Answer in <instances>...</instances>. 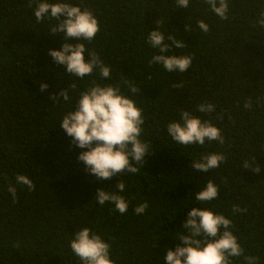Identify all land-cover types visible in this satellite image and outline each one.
<instances>
[{"label": "trees", "instance_id": "obj_1", "mask_svg": "<svg viewBox=\"0 0 264 264\" xmlns=\"http://www.w3.org/2000/svg\"><path fill=\"white\" fill-rule=\"evenodd\" d=\"M68 2L90 9L98 19L95 38L79 42L100 55L110 78L68 74L49 55L65 42L63 33L50 31L57 21L37 22L35 4L29 7L28 0H0V264H81L69 242L84 227L110 243L115 264H165L167 250L181 243L192 207L230 219L244 256L264 264V27L257 23L264 0H229L223 20L203 0H190L188 8H178L176 0ZM198 20L209 25V32L198 29ZM158 29L185 42L165 54L191 56L187 71L168 72L149 63L158 50L147 43L148 32ZM93 80L119 86L142 110L140 139L150 154L143 167L136 165V174L96 180L78 160L86 149L73 144L61 127L64 114L75 109L80 92ZM125 81L139 86L136 95ZM63 89L67 100L59 95ZM245 102L251 107L246 109ZM204 103L215 105V111L198 112ZM181 110L211 120L224 143L173 141L167 125L179 120ZM212 152L226 158L218 168L198 172L190 166ZM244 162L260 171L244 168ZM20 174L32 180L34 190L16 183ZM119 179L128 202L123 215L112 204L94 200L101 187L116 191ZM209 180L218 186V197L197 201L195 193ZM9 185L16 188L15 201ZM145 200L146 212L135 214ZM233 205L246 211L233 214ZM230 259L246 264L243 256Z\"/></svg>", "mask_w": 264, "mask_h": 264}, {"label": "clouds", "instance_id": "obj_2", "mask_svg": "<svg viewBox=\"0 0 264 264\" xmlns=\"http://www.w3.org/2000/svg\"><path fill=\"white\" fill-rule=\"evenodd\" d=\"M210 9L220 17L228 18L229 0H203ZM35 4L34 16L37 22H43L45 17L57 21L50 31L63 33L64 44L59 50L50 49L49 55L57 64L64 67V71L75 77L83 79L91 77L94 72L101 78H110V67L106 65L95 50H89L79 41L91 42L100 31L98 19L88 8L73 5L68 0H28V6ZM178 8H188L190 0H176ZM157 23L160 25L159 20ZM257 23L264 27V12L260 13ZM198 29L209 32V25L204 20L196 21ZM160 29V27H159ZM148 32L147 43L158 54H154L150 64L161 65L168 72H185L191 66V56L166 55L170 49L183 48L185 42L177 40L174 36L165 34L160 30ZM185 30L188 31L186 25ZM77 41L70 43L68 41ZM170 41L171 43L166 42ZM87 52V58L85 56ZM129 91L136 95L139 86L128 81ZM180 85H174L179 87ZM73 89L75 84L72 85ZM47 88L41 84V91ZM59 95L64 100L68 99V91L63 89ZM51 99L55 100L53 95ZM244 107L250 108V102H245ZM197 111L211 113L215 105L211 103L199 104ZM62 129L72 137V143L81 149H86L78 155V160L85 164V170L96 180H109L113 176H120L127 172L136 174L143 167L148 143L140 139L143 131L144 117L142 110L134 101L126 96L119 86L99 84L92 81L90 87L80 92L75 109L64 114L60 121ZM167 132L172 140L182 145H204L207 142L218 141L224 143L220 129L211 120H202L193 113L181 110L179 120L171 121L167 125ZM222 153H205L199 159L192 160L190 166L198 172H208L218 168L225 160ZM244 168H252L259 172L258 165L250 167L247 162ZM16 183L26 185L29 191L35 185L28 176H16ZM116 191H106L103 187L97 189L94 200L103 206L106 202L114 206V210L124 214L128 210V202L120 193L125 191V183L118 180L115 184ZM8 191L13 200L16 198V188L9 185ZM219 195L218 186L209 180L206 185L195 193V199L200 202H209ZM145 200L139 203L134 212L142 215L148 209ZM233 214L246 211L239 205H233ZM232 221L223 214L215 213L211 209L192 207L187 212V219L182 229L185 231L178 237L180 244L175 250L168 249L164 257L165 264H231L232 257L243 256L246 264H257L258 257L244 256V249L233 234ZM88 227L77 230L69 242L73 254L79 258L81 264H115L110 258V243L101 238L95 231Z\"/></svg>", "mask_w": 264, "mask_h": 264}]
</instances>
